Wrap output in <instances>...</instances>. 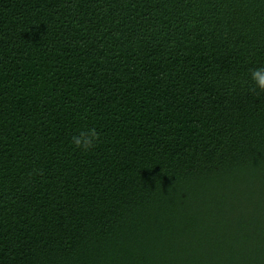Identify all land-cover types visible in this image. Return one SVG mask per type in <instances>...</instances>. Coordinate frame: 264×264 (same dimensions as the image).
<instances>
[{
  "label": "trees",
  "instance_id": "obj_1",
  "mask_svg": "<svg viewBox=\"0 0 264 264\" xmlns=\"http://www.w3.org/2000/svg\"><path fill=\"white\" fill-rule=\"evenodd\" d=\"M256 67L264 0H0V264H264Z\"/></svg>",
  "mask_w": 264,
  "mask_h": 264
},
{
  "label": "clouds",
  "instance_id": "obj_2",
  "mask_svg": "<svg viewBox=\"0 0 264 264\" xmlns=\"http://www.w3.org/2000/svg\"><path fill=\"white\" fill-rule=\"evenodd\" d=\"M250 77L254 86L264 90V67H256L250 70ZM98 139V134L95 128H82L78 134L71 138V142L76 148L85 151L91 149Z\"/></svg>",
  "mask_w": 264,
  "mask_h": 264
}]
</instances>
